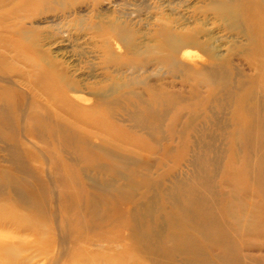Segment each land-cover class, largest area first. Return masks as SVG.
<instances>
[{"label":"bare ground","instance_id":"obj_1","mask_svg":"<svg viewBox=\"0 0 264 264\" xmlns=\"http://www.w3.org/2000/svg\"><path fill=\"white\" fill-rule=\"evenodd\" d=\"M183 1L191 8L192 0ZM194 4L192 15L160 13L141 31L121 16L94 14L98 0H0V73L31 98L17 114L0 90V134L13 142L12 171L0 170V264H30L22 246L29 232L49 239L35 250L40 255L58 240L64 264L259 260L264 0ZM41 24L54 27L69 48L81 39L95 45L74 51L81 63L71 56L57 61L41 49ZM17 120L52 162L45 173L50 197V175L60 189L57 232L44 205V173L20 162ZM185 162L184 173L178 167Z\"/></svg>","mask_w":264,"mask_h":264},{"label":"rangeland","instance_id":"obj_2","mask_svg":"<svg viewBox=\"0 0 264 264\" xmlns=\"http://www.w3.org/2000/svg\"><path fill=\"white\" fill-rule=\"evenodd\" d=\"M90 2L92 3V1H90ZM98 2H99V6L94 8V14H98L101 11L102 14H107V15L111 14L110 16L112 19L114 17H120L121 16V20H123V21L127 20L126 22L132 24L135 27V29H138L141 31L142 30L143 31H149L152 28V26L149 24V22L151 21L150 19L153 16H156L160 13L170 14V12L172 10L173 14L175 16L184 15V16L188 17L189 15H192L193 11L195 10V9H193L194 5H195L194 4L195 0H192V2L190 4L191 8H186V7H189V4L185 3L183 0H123V1L122 0H98ZM50 14L51 13H48L46 15H50ZM76 18H77V16L75 18L70 19V27H71V29H73V32H74L75 26L79 25V23H80ZM40 21L44 22V19H42ZM74 21H75V23H74ZM91 21L97 22L96 19H91ZM41 26H44L43 27L44 29H42V30L46 31V33H45L46 37L43 40V42H41V45H45V46H44V48H41V49H42V51H46L47 54H49L51 57H54V58L57 57V61L66 62L67 57L71 56L72 58H70V59L72 61H75L76 63H79V62L81 63L85 59L81 58L80 56H75L74 51H76L78 54H80L81 50H80L79 46L84 45V43H86V42L89 44L88 46H90V47H88L85 44V46L87 48H91L95 45L94 40H88V39L82 40L81 39L79 41H76V40L72 41V43L70 44L72 48L71 47L69 48L68 47L69 45H67L66 42H64V43L60 42L61 40H63V36L60 35L59 33L55 32V31L53 32L54 27L47 25V24H41ZM41 39H39V40H41ZM3 40L4 41L11 40V41H14L18 44L23 42L19 38H15V37L14 38L2 37L1 42H3ZM74 44H75V46H74ZM48 45H51V46H48ZM23 46L25 49H27V51H31L28 44L23 43ZM67 47H68L67 50L71 51L70 53L66 52ZM118 51H119L118 53H121V54L123 53V50L120 47H119ZM195 51H193L194 55H196V56L199 55L198 57L202 56V53L200 51H197V50H195ZM33 54L34 53L28 52L29 56H31V55L34 56ZM11 56H12V60L15 58V60L12 62V64L15 62H18L16 60L18 58H17V56L15 57L14 53H11ZM10 62H11V60H10ZM22 62H24V61L22 60ZM15 65L17 66L18 64H14V66ZM85 71L86 70L82 71V73H80V74L81 75L86 74ZM2 76H3V74L0 73V90L3 89L5 91L6 95H4V96H7V98L10 100V104H12L11 109L14 111V113L20 114L21 110H23V107L25 106V102L27 101V99L31 100L30 95L28 93L25 94V91L18 88L17 83L15 82L16 80L14 79V77H12L11 75H8L7 77H4V76L2 77ZM3 80H4V82H3ZM15 124H16V127L18 128V135H17L16 139H14V142L20 146L22 145L21 147H23V150H21V148H19V151H21L20 152L21 153L20 162H23L24 166L29 167L30 170L34 173H38V172H39V174L41 172L44 173V176L41 174L42 175L41 178L45 180L46 189L48 192V195L44 201V205H45L46 213H47L48 218L50 220L51 230L55 231L54 229L56 227V223H57L56 221L58 220V223L61 221V215H60L61 213L59 212L60 214H58V209H57L58 208L57 203L60 199V189L56 186V183L53 180V177L50 175L51 181L53 183L52 185H53L54 190H55L54 196H56L55 198L50 197V194L52 192V186L50 187L49 179L46 176V175H48V173L47 174L45 173L47 169H48V171H50L49 169H51L52 162L50 160V157H48L47 155H45L41 151V146L39 144H37L36 141H34V139L31 138V135L27 134V131H26L27 129L24 128V125L21 124V121L17 120ZM6 135H7V138L3 139L2 135L0 134V168H2L0 170H2L1 172H5V174H8V173H11V171H12L11 170L10 157L8 154V146L12 145L13 142L11 140L12 136H9L7 133H6ZM142 140H144V139H142ZM144 142L146 143L147 149L151 150V146L147 145L148 143L145 140H144ZM176 145L177 144L174 143L172 146L175 148ZM158 148L161 149V147L159 145H158ZM177 153H179V151ZM177 153H176V150H174L173 154H177ZM58 156H60L59 153H58ZM186 156H187V160L189 159V156L191 157V155L189 153H187ZM170 165L172 166V163L165 161V168H168ZM187 166H188V163L185 162L182 164V166L180 165L178 168H180L179 170H181L182 172L185 173V172L190 171V168H188ZM161 168H160V172H161ZM42 169H44V170H42ZM52 172L53 171H51V173ZM83 183L86 186L87 185L91 186V184H92L90 181H88V179H84ZM249 208H250V206H249ZM52 214H54V215H52ZM55 232H57V230ZM29 233H24L23 236H25V238H26V245H22V246H25L26 247L25 249H27L26 252L23 253V256H24V258L26 257V259L31 260L30 264H55V263L56 264H64V260H62L59 255L56 256V247L58 244V240L55 241V249L53 250V252L51 250V252L49 254L46 253V254L40 255L39 252L36 253L35 250L38 249L37 247H39L40 244H41V247H43V248L46 245H48L49 239L41 237L39 235H35V236L34 235H28ZM262 240H263L262 238L259 239V241H262ZM52 246H53V244H52ZM52 246H50V247L52 248ZM40 250L42 251V249H40ZM96 256H98V255H95V257ZM256 257L259 259L258 261L253 260V261H250L248 263L249 264H264V252L263 253H257ZM141 261H143V259ZM143 264H146V263L143 261Z\"/></svg>","mask_w":264,"mask_h":264}]
</instances>
